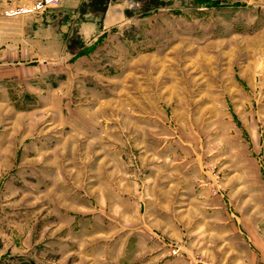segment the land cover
<instances>
[{
    "label": "rangeland",
    "instance_id": "374dc122",
    "mask_svg": "<svg viewBox=\"0 0 264 264\" xmlns=\"http://www.w3.org/2000/svg\"><path fill=\"white\" fill-rule=\"evenodd\" d=\"M5 8L0 264H264V0Z\"/></svg>",
    "mask_w": 264,
    "mask_h": 264
},
{
    "label": "built area",
    "instance_id": "2783aa9c",
    "mask_svg": "<svg viewBox=\"0 0 264 264\" xmlns=\"http://www.w3.org/2000/svg\"><path fill=\"white\" fill-rule=\"evenodd\" d=\"M63 0H35L28 6H16L5 8L2 13L4 16L13 17L31 13L43 12L61 3Z\"/></svg>",
    "mask_w": 264,
    "mask_h": 264
},
{
    "label": "crops",
    "instance_id": "0c3cea01",
    "mask_svg": "<svg viewBox=\"0 0 264 264\" xmlns=\"http://www.w3.org/2000/svg\"><path fill=\"white\" fill-rule=\"evenodd\" d=\"M27 2H29V1L28 0H0V13H1L2 8H5L7 6L23 5V4H26ZM121 16H122V14H120V13L115 14L113 19L116 20V19L120 18ZM87 22H90V21H87ZM82 24H80V31L83 28ZM13 44H15V43H13ZM11 45H12V43L10 42V40H9V42L0 40V47H1L0 49L5 51L8 48V51L4 52L5 54H9V55L11 54L12 56L22 55V53L26 54L25 50H23V48H21V46H19V45L18 46L17 45L11 46ZM9 46H10V48H9ZM13 59H15V58L13 57Z\"/></svg>",
    "mask_w": 264,
    "mask_h": 264
},
{
    "label": "trees",
    "instance_id": "16d2710c",
    "mask_svg": "<svg viewBox=\"0 0 264 264\" xmlns=\"http://www.w3.org/2000/svg\"><path fill=\"white\" fill-rule=\"evenodd\" d=\"M99 4H100V2H99ZM99 4L96 3V10H97Z\"/></svg>",
    "mask_w": 264,
    "mask_h": 264
}]
</instances>
